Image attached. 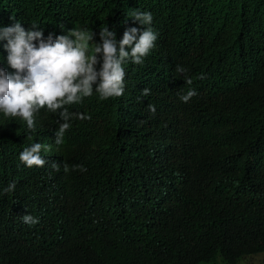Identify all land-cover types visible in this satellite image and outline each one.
Masks as SVG:
<instances>
[{
  "label": "clouds",
  "instance_id": "9594fccd",
  "mask_svg": "<svg viewBox=\"0 0 264 264\" xmlns=\"http://www.w3.org/2000/svg\"><path fill=\"white\" fill-rule=\"evenodd\" d=\"M35 6L31 1L28 8ZM17 10L15 0H0V149L5 153L13 147L20 125L33 130L39 143L17 148L16 182L0 176V242L11 245L24 223L32 226L41 216L18 205L21 184L36 187L50 201L52 225L38 240L48 229L59 231V243L68 238L75 199L95 214L98 194L88 183L101 157L103 131L114 127L104 119L120 123L117 150L133 162L144 156L149 163L142 169L131 163L146 190L162 189L163 198L169 190L180 191L189 199L188 181L213 182L217 174L227 199H255L256 211L264 214L263 59L248 70L221 67L217 85L190 106L181 105L197 94L190 87L181 103L169 89L153 100L155 85L145 99L149 89L134 90L125 76L127 66L141 64L153 47L157 37L150 29L137 38L139 30L130 28L117 41L107 27L98 38L79 27L66 28L54 17L35 24ZM131 17L142 25L152 21L151 13ZM108 109L117 118H110ZM147 168L152 170L142 171ZM46 182L54 201L45 192Z\"/></svg>",
  "mask_w": 264,
  "mask_h": 264
},
{
  "label": "trees",
  "instance_id": "16d2710c",
  "mask_svg": "<svg viewBox=\"0 0 264 264\" xmlns=\"http://www.w3.org/2000/svg\"><path fill=\"white\" fill-rule=\"evenodd\" d=\"M31 1L36 4L33 9L28 8ZM15 2L17 14L29 16L35 24L54 17L66 28L79 27L98 38L106 27L114 31L117 41L130 28L139 30L137 38L144 28L150 29L157 37L153 47L141 64L127 66L125 76L134 90L143 94L149 89V94L143 95L145 99L155 85L153 100L169 89L181 103L180 97L190 87L197 94L181 103L190 106L201 100L205 89L217 85L221 67L248 70L264 60V0ZM135 12L151 13V23L140 24L131 17ZM126 50L130 48L126 46ZM178 67L185 71L178 72ZM202 74L204 79L200 78ZM118 113L111 109L106 112L110 118H117ZM117 121L104 119L105 125L114 127L103 131L101 157L88 183L89 189L98 194L95 214L75 199L71 214L69 211L68 238L59 243L55 236L59 231L48 229L38 240L37 235L50 225V201L35 192L36 187L21 184L18 205L39 210L41 216L32 226L24 223L11 245L0 242V264H208L217 255L234 263L242 255L258 251L263 254L260 264H264V214L256 211L255 199H227L217 174L213 182L188 181L189 199L180 191L176 195L169 190L163 198L162 189L146 190L139 170L132 164L142 169L149 163L144 156L130 161L124 151L117 150ZM16 135L10 150L3 153L0 149V176L15 182L21 168L15 160L17 148L23 142L30 147L39 143L27 125H20ZM187 160L194 166L191 159ZM168 186L174 187L172 183ZM45 192L54 201L47 182Z\"/></svg>",
  "mask_w": 264,
  "mask_h": 264
},
{
  "label": "rangeland",
  "instance_id": "374dc122",
  "mask_svg": "<svg viewBox=\"0 0 264 264\" xmlns=\"http://www.w3.org/2000/svg\"><path fill=\"white\" fill-rule=\"evenodd\" d=\"M244 256L245 255H242L241 257H239L234 263H227L219 255H217L215 259L212 262H208V264H242V262L243 264H260L263 254L261 251L254 252L248 255L242 261V258Z\"/></svg>",
  "mask_w": 264,
  "mask_h": 264
}]
</instances>
